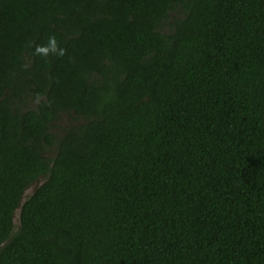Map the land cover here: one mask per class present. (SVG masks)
Listing matches in <instances>:
<instances>
[{"label":"trees","instance_id":"16d2710c","mask_svg":"<svg viewBox=\"0 0 264 264\" xmlns=\"http://www.w3.org/2000/svg\"><path fill=\"white\" fill-rule=\"evenodd\" d=\"M0 264H264V0H0Z\"/></svg>","mask_w":264,"mask_h":264},{"label":"clouds","instance_id":"9594fccd","mask_svg":"<svg viewBox=\"0 0 264 264\" xmlns=\"http://www.w3.org/2000/svg\"><path fill=\"white\" fill-rule=\"evenodd\" d=\"M64 48L58 45L57 39L54 35L48 37L47 43L43 46L37 45L34 49V55L41 57H47L50 54H54L57 57L64 55Z\"/></svg>","mask_w":264,"mask_h":264},{"label":"water","instance_id":"95a60500","mask_svg":"<svg viewBox=\"0 0 264 264\" xmlns=\"http://www.w3.org/2000/svg\"><path fill=\"white\" fill-rule=\"evenodd\" d=\"M33 189H34L33 187H29L28 189L25 190V193H31V192L33 191ZM21 201H22V200H21ZM20 205H21V204H20ZM19 211H20V209L17 208L16 213H18ZM18 215H19V214H17V215L15 214V218L13 217V221H15V219H18ZM17 223H18V222H17Z\"/></svg>","mask_w":264,"mask_h":264}]
</instances>
